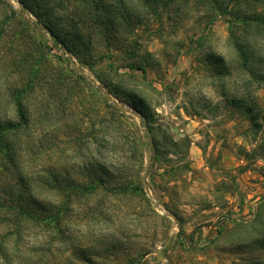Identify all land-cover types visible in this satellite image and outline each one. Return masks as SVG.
<instances>
[{
	"label": "rangeland",
	"instance_id": "1",
	"mask_svg": "<svg viewBox=\"0 0 264 264\" xmlns=\"http://www.w3.org/2000/svg\"><path fill=\"white\" fill-rule=\"evenodd\" d=\"M7 122L0 264H264V0H0Z\"/></svg>",
	"mask_w": 264,
	"mask_h": 264
},
{
	"label": "trees",
	"instance_id": "2",
	"mask_svg": "<svg viewBox=\"0 0 264 264\" xmlns=\"http://www.w3.org/2000/svg\"><path fill=\"white\" fill-rule=\"evenodd\" d=\"M21 2H22V4H25L24 1H21ZM22 11L30 14L28 12L27 8L25 7V5L23 6ZM34 25L37 28H42V21L41 20H39L38 22L36 21V22H34ZM39 26H41V27H39ZM45 28H48V30L50 32V36L55 40V37H57V34L51 29V27L46 26ZM66 51L71 52V50L69 48H67ZM67 62L70 63L68 61V59H67ZM78 78L80 80H83V81L86 80L84 77H82L80 75L78 76ZM20 97L21 96H16V98H15L16 106L18 108L21 121L25 123L26 117H25V113H24V106L21 102ZM134 110L136 111L137 114H139V115L141 114V110H136V108ZM17 128H18V126L12 122H7L5 124L0 123V144L3 143V141L5 142V138H4L5 135L10 134V133H3V132L15 131ZM107 174H109V173L107 172ZM20 181L24 182V175L20 176ZM16 184H19V183L17 182ZM69 188H71V187L69 186ZM2 193H3V196H0V209L9 210V211H15L17 209H20V210L26 209V210L30 211L32 213V215L35 216V218H39L40 217L39 213L45 211V209L43 208V205L40 204V202L34 200L32 197H29L24 191H22L18 188L3 189ZM21 194H23V195H21ZM150 203H149V205H150Z\"/></svg>",
	"mask_w": 264,
	"mask_h": 264
},
{
	"label": "water",
	"instance_id": "3",
	"mask_svg": "<svg viewBox=\"0 0 264 264\" xmlns=\"http://www.w3.org/2000/svg\"><path fill=\"white\" fill-rule=\"evenodd\" d=\"M29 18L32 19V16L30 14H28L27 12H24ZM33 22H36L33 20ZM41 27V26H39ZM61 54L64 55L65 54V51L63 49H61ZM68 61L70 62V64L72 65V67L79 73L80 76L84 77L86 80H88L91 84H94L96 85L90 78H88L85 73L82 71L81 68H79L76 63L72 60V58L67 55L66 56ZM105 97L106 99L109 101V103L111 105H116V103L114 102V100L112 99V97L105 93ZM117 107L121 110V111H124V112H128V113H131L129 111H126L124 108H122L121 106H118ZM132 115L138 117L140 119V115L137 114V113H131ZM143 138L145 140V143L148 144L150 142V139L148 137H146V130L144 129L143 130ZM151 158H152V149L151 147H148V151H147V154H146V165H145V168H144V173H143V179H142V183L144 185V189H145V192L146 194L148 195V197L150 198L153 206L162 214L166 215L167 217L171 218L173 220V224L174 226L177 224V218L175 215L173 214H170V213H167L166 211H164L160 206L157 205L156 201L153 199L151 193H150V190L146 184V175H147V172L149 170V167H150V163H151ZM171 239L172 237H170V239H168V241L161 247L159 248L157 251H156V255H155V260L157 263H160V264H167L166 263V260H165V249L168 247V245L170 244L171 242Z\"/></svg>",
	"mask_w": 264,
	"mask_h": 264
}]
</instances>
